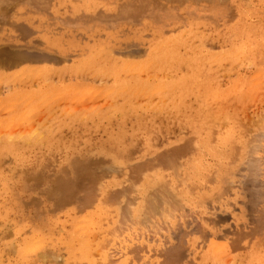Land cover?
<instances>
[{
  "label": "rangeland",
  "instance_id": "374dc122",
  "mask_svg": "<svg viewBox=\"0 0 264 264\" xmlns=\"http://www.w3.org/2000/svg\"><path fill=\"white\" fill-rule=\"evenodd\" d=\"M0 123V264H264V0H0Z\"/></svg>",
  "mask_w": 264,
  "mask_h": 264
},
{
  "label": "bare ground",
  "instance_id": "6f19581e",
  "mask_svg": "<svg viewBox=\"0 0 264 264\" xmlns=\"http://www.w3.org/2000/svg\"><path fill=\"white\" fill-rule=\"evenodd\" d=\"M47 7H48V6H47ZM107 15H108V14H107ZM250 20H251V19H250ZM192 21H193V20H192ZM234 34H235V33H234ZM237 38H238V37H237ZM49 45H50V44H49ZM158 47H159V46H158ZM241 50H242V49H241ZM159 51H160V50H159ZM152 54H153V53H152ZM220 55H221V54H220ZM237 55H238V54H237ZM203 56H204V55H203ZM225 57H226V56H225ZM64 63H65V62H64ZM53 68H54V67H53ZM59 68H60V67H59ZM35 69H36V67H35ZM43 69H44V68H43ZM45 69H47V68L45 67ZM28 70H29V69H28ZM32 70H34V69H32ZM57 70H58V69H57ZM63 71H64V70H63ZM258 71H259V70H258ZM28 72H29V71H28ZM32 72H34V71H32ZM40 72H41V71H40ZM42 73H43V72H42ZM44 73H45V72H44ZM46 73H47V72H46ZM48 73H49V72H48ZM1 74H2V73H1ZM69 74H70V73H69ZM46 75H47V74H46ZM5 77H6V76H5ZM45 77H46V76H45ZM45 77H44V78H45ZM150 77H151V76H150ZM146 79H147V77H146ZM154 79H155V78H154ZM196 80H197V79H196ZM13 81H14V80H13ZM248 81H249V80H248ZM259 81H260V80H259ZM41 82H42V81H41ZM110 82H111V81H109V83H110ZM20 83H21V82H20ZM111 83H112V82H111ZM170 83H171V82H170ZM249 83H250V82H249ZM249 83H248V84H249ZM17 84H18V83H17ZM47 84H48V83H47ZM256 84H257V83H256ZM158 85H159V83H158ZM201 85H202V84H201ZM60 86H61V85H60ZM156 86H157V85H156ZM238 86H239V85H238ZM38 88H39V87H38ZM130 88H131V87H129V89H130ZM125 90H126V89H125ZM245 90H246V88H245ZM129 91H130V90H129ZM239 91H240V90H239ZM75 92H76V91H75ZM127 92H128V90H127ZM250 92H251V91H250ZM105 94H106V93H105ZM94 95H95V94H94ZM119 95H120V94H119ZM120 96H121V95H120ZM120 98H121V97H120ZM245 98H246V97H245ZM18 99H19V97H18ZM256 99H257V98H256ZM21 100H22V99H21ZM89 100H90V99H89ZM22 101H23V100H22ZM119 102H120V101H119ZM121 102H122V101H121ZM244 102H245V101H244ZM18 103H20V102H18ZM131 103H132V102H131ZM113 105H114V104H113ZM119 105H120V104H119ZM23 106H24V105H23ZM103 106H104V105H103ZM120 106H121V105H120ZM145 106H146V105H145ZM235 106H236V105H235ZM248 106H249V105H248ZM252 106H253V105H252ZM101 107H102V106H101ZM21 108H22V107H21ZM121 108H122V107H121ZM12 109H13V108H12ZM18 110H19V109H18ZM76 110H77V109H76ZM91 110H92V109H91ZM6 111H7V110H6ZM16 111H17V109H16ZM101 111H102V110H101ZM107 111H108V109H107ZM10 112H11V111H10ZM17 112H18V111H17ZM20 112H21V111H20ZM20 112H19V113H20ZM67 112H68V111H67ZM71 112H72V111H71ZM15 113H16V112H15ZM15 113H14V114H15ZM19 113H17V114H19ZM211 113L213 114V112H211ZM214 114H216V112H214ZM220 114H222V113H220ZM20 115H21V114H20ZM80 115H81V114H80ZM15 116H16V115H15ZM208 116H209V114H208ZM208 116H207V117H208ZM212 116H213V115H212ZM221 116H222V115H221ZM245 116H246V115H245ZM10 117L12 118V116H10ZM10 117H8V118H10ZM16 117H18V116H16ZM72 117H73V116H72ZM127 117H128V116H127ZM217 118H218V117H217ZM237 118H238V117H237ZM196 119H197V118H196ZM215 119H216V118H215ZM220 119H221V120H222V119L225 120L223 117L220 118ZM14 120H15V119H14ZM216 120H217V119H216ZM217 121H218V120H217ZM106 122H107V121H106ZM228 122H229V121H228ZM226 123H227V122H226ZM0 124H1V123H0ZM2 125H3V124H2ZM0 127H1V126H0ZM23 128H24V126H23ZM33 128H34V127H33ZM0 130H1V129H0ZM6 130H7V129H6ZM41 130H42V128H41ZM49 130H50V129H49ZM4 134H5V133H4ZM37 134H38V133H37ZM0 135H1V134H0ZM27 135H28V134H27ZM33 135H34V134H33ZM255 135H256V134H255ZM21 136H22V135H21ZM40 136H41V135H40ZM42 136H43V135H42ZM8 137H9V136H8ZM8 137H7V140H8ZM10 137L12 138V136H10ZM17 137H18V136H17ZM230 137H231V136H230ZM11 138H9L8 141H10ZM27 138H28V137H27ZM29 138L31 139V135L29 136ZM44 139H45V138H44ZM16 140H17V139H16ZM16 140H15V141H16ZM0 141H1V140H0ZM12 141H13V140H12ZM12 141H11V143L13 144ZM26 141H27V140H26ZM251 141H252V140H251ZM1 142H2V141H1ZM24 142H25V141H24ZM7 143H8V142H7ZM8 144L10 145V143H8ZM14 144H15V142H14ZM14 144H13V145H14ZM33 144H34V143H33ZM20 145H21V144H20ZM23 145H24V144H23ZM253 146H254V145H253ZM37 147H38V146H37ZM255 147H256V146H255ZM259 147H260V146H259ZM8 148H9V147H8ZM11 148H12V147H11ZM16 148H17V147H16ZM6 149H7V148H6ZM6 149H5V150H6ZM9 149H10V148H9ZM9 149H8V150H9ZM14 149H15V148H14ZM14 149H13V150H14ZM27 149H28V148H27ZM27 149H26V150H27ZM251 149H252V148H251ZM8 150H7V152H8ZM254 150H256V148H255ZM10 151H11V150H10ZM260 151H261V150H260ZM4 152H5V151H4ZM251 152H252V151H251ZM5 153H6V152H5ZM9 153H10V152H9ZM5 155H6V154H5ZM8 155H9V154H8ZM252 157H253V156H252ZM248 158H249V157H248ZM256 160H257V159H256ZM256 160H255V161H256ZM12 161H13V160H12ZM13 162H14V161H13ZM256 162H257V161H256ZM260 163H261V162H260ZM260 163H259V164H260ZM242 165H243V164H242ZM18 166H19V165H18ZM18 166H17V167H18ZM259 166H260V165H259ZM14 168H15V167H14ZM258 168H259V167H258ZM263 168H264V167H263ZM32 169H33V168H32ZM36 169H37V168H36ZM229 170H230V169H229ZM260 170H261V169H260ZM236 171H237V170H236ZM11 172H12V171H11ZM258 172H259V171H258ZM258 172H257V173H258ZM143 173H144V172H143ZM124 174H125V173H124ZM156 174H157V173H156ZM259 174H260V173H259ZM12 177H13V176H12ZM143 177H144V176H143ZM15 179H16V178H15ZM17 179H18V178H17ZM141 179H142V178H141ZM4 180H5V179H4ZM108 180H109V179H108ZM151 180H153V179H151ZM213 180H214V179H213ZM0 181H1V180H0ZM136 181H137V180H136ZM130 182H131V181H130ZM151 182H152V181H151ZM127 183H128V182H127ZM152 183H153V182H152ZM56 184H57V183H56ZM147 184H148V183H147ZM159 185H160V184H159ZM19 186H20V185H19ZM167 186H169V185H167ZM101 187H102V186H101ZM8 188H9V187H8ZM107 188H108V187H107ZM159 188H160V187H159ZM0 189H1V187H0ZM98 189H99V188H98ZM98 189H97V191H98ZM134 189H135V187H134ZM137 189H138V188H137ZM167 190H168V189H167ZM22 191H23V190H22ZM97 191H96V193H97ZM103 191H104V190H103ZM168 191H169V190H168ZM174 191H175V190H174ZM99 192H100V191H99ZM160 192H161V191H160ZM136 193H137V192H136ZM181 193H182V192H181ZM3 194H4V193H3ZM99 194H100V193H99ZM158 194H159V193H158ZM174 194H175V193H174ZM132 195H134V194H132ZM69 196H70V195H69ZM69 196H68V197H69ZM136 196H137V195H136ZM179 196H180V195H179ZM163 197H164V196H163ZM175 197H176V196H175ZM175 197H174V198H175ZM101 198H103V197H101ZM123 198H124V197H123ZM195 198H196V197H195ZM99 199H100V198H99ZM163 199H164V198H163ZM178 199H179V197H178ZM123 200H124V199H123ZM1 201H3V200H1ZM39 202H40V201H39ZM121 202H122V201H121ZM122 203H123V202H122ZM122 203H121V204H122ZM134 203L136 204L135 201H134ZM100 204H101V203H100ZM106 204H107V203H106ZM144 204H145V203H144ZM127 205H129V204H127ZM180 205H181V204H180ZM92 206H93V205H92ZM108 206H109V205H108ZM112 206H113V205H112ZM129 206L131 207V205H129ZM100 207H101V205H100ZM39 208H40V207H39ZM101 208H102V207H101ZM109 208H110V207H109ZM201 208H202V207H201ZM7 209H8V208H7ZM102 209H103V208H102ZM118 209H119V208H118ZM137 209H138V207H137ZM137 209H136V210H137ZM167 209H168V208H167ZM169 209H170V208H169ZM172 209H174V208H172ZM94 210H95V209H94ZM130 210H131V209H130ZM149 210H150V209H149ZM180 210H181V209H180ZM97 211H98V210H97ZM105 211H106V210H105ZM119 211H120V210H119ZM145 211H146V210H145ZM85 212H86V211H85ZM93 212H94V211H93ZM111 212H112V211H111ZM113 212H114V211H113ZM131 212H132V211H131ZM137 212H138V211H137ZM164 212H165V211H164ZM169 212H170V210H168V213H169ZM176 212H177V211H176ZM95 213H96V212H95ZM105 213H106V212H105ZM146 213H147V212H146ZM168 213H167V214H168ZM171 213H172V212H171ZM171 213H170V214H171ZM173 213H174V212H173ZM173 213H172V215H174ZM84 214H90V213H87V212H86V213H84ZM93 214H94V213H93ZM101 214H102V213H101ZM101 214H100V215H101ZM103 214H104V213H103ZM147 214H148V213H147ZM167 214H166V215H167ZM118 215H119V214H118ZM132 215H133V214H132ZM142 215H143V214H142ZM145 215H146V214H145ZM151 215H152V214H151ZM92 216H93V215H91V217H92ZM133 216H134V215H133ZM137 216H138V215H137ZM155 216H156V215H155ZM162 216H163V215H162ZM162 216H161V217H162ZM94 217L97 218V216H94ZM139 217H140V216H139ZM144 217H145V216H144ZM144 217H143V218H144ZM167 217L169 218L168 215H167ZM171 217H172V216H171ZM171 217H170V218H171ZM174 217H175V216H174ZM96 218H95V219H96ZM111 218H112V217H111ZM130 218H131V217H130ZM133 218H134V217H133ZM136 218H137V217H136ZM136 218H135V219H136ZM140 218H141V217H140ZM82 219H84V218H82ZM85 219H86V218H85ZM88 219H89V218H88ZM91 219H92V218H91ZM95 219H94V220H95ZM135 219H134V221H135ZM137 219H138V218H137ZM158 219H159V218H158ZM86 220H87V219H86ZM99 220H100V219H99ZM99 220H98V221H99ZM122 220H124V219H122ZM129 220H130V219H129ZM138 220H139V219H138ZM149 220H150V219H149ZM154 220H156V218H155ZM87 221H88V220H87ZM89 221H90V220H89ZM89 221H88V222H89ZM109 221H110V220H109ZM117 221H118V220H117ZM141 221H142V220H141ZM144 221H145V220H144ZM150 221H151V220H150ZM7 222H8V221H7ZM96 222H97V221H96ZM102 222H103V220H102ZM106 222H107V220H106ZM123 222H124V221H123ZM126 222H128V221L126 220ZM132 222H133V221H131V223H132ZM138 222H139V221L136 220L135 223L137 224ZM0 223H1V222H0ZM47 223H48V222H47ZM121 223H122V222H121ZM128 223H129V222H128ZM133 223H134V222H133ZM2 224H3V222L1 223V225H2ZM10 224H11V226H12V223H10ZM10 224H8V225L10 226ZM91 224H92V223H91ZM108 224H109V223H108ZM116 224H117V222H116ZM125 224H126V223H125ZM141 224H142V223H141ZM101 225H102V224H101ZM109 225H110V224H109ZM109 225H108V226H109ZM119 225H120V224H119ZM128 225H129V224H128ZM130 225H132V224H130ZM143 225H144V224H143ZM152 225L154 226L155 224H152ZM11 226H10V227H11ZM77 226H78V225H77ZM89 226L92 227L90 224H89ZM89 226H88V227H89ZM137 226H139V224H137ZM145 226H146V225H145ZM4 227H5V226H4ZM10 227H9V228H10ZM117 227H118V226H117ZM129 227H130V226H129ZM129 227H128V228H129ZM131 227H132V226H131ZM146 227H147V226H146ZM148 227H149V226H148ZM128 228H127V229H128ZM85 229H86V228H85ZM90 229H91V228H90ZM101 229H102V227H101ZM118 229H119V228H118ZM137 229H138V228H137ZM153 229H154V227H153ZM158 229H159V228H158ZM121 230H122V229H121ZM140 230H141V229L139 228V231H140ZM84 231H86V230H84ZM104 231H105V230H104ZM110 231H111V230H110ZM110 231H109V233H110ZM119 231H120V230H119ZM139 231H138V232H139ZM155 231H156V228H155ZM60 232H61V231H60ZM106 232H108V231H106ZM113 232H114V231H113ZM116 232H117V231H116ZM123 232H124V231H123ZM123 232H122V233H123ZM122 233H121V234H122ZM142 233H143V232H142ZM155 233H156V232H155ZM114 234H115V232H114ZM114 234H113V236H114ZM130 234H131V232H130ZM149 234H150V233H149ZM105 235H106V234H105ZM116 235H117V234H116ZM134 235H135V233H134ZM12 236H13V235H12ZM60 237H61V236H60ZM111 237H112V236H111ZM116 237H117V236H116ZM34 238H35V237H34ZM112 239H113V238H112ZM137 239H138V237H137ZM12 240H13V239H12ZM27 240H28V239H27ZM44 240H45V239H44ZM133 240H135V239H133ZM5 241L8 242V240H5ZM30 241H31V239H30ZM37 241H38V240H37ZM124 241H125V240H124ZM128 241H129V239H128ZM22 242H23V241H22ZM34 242H35V241H34ZM87 242H88V241H87ZM107 242H108V240H107ZM116 242H117V241H116ZM133 242H134V241H133ZM8 243L11 244V241L8 242ZM32 243H33V242H32ZM85 243H86V241H85ZM88 243H89V242H88ZM120 243H122V242L120 241ZM127 243H128V242H127ZM127 243H125V244H123V245H126ZM135 243H136V242H135ZM135 243H134V244H135ZM137 243H138V242H137ZM129 244H130V243H129ZM208 244H209V243H208ZM221 244H222V243H221ZM11 245H12V244H11ZM15 245H16V244H15ZM30 245H31V244H30ZM135 245H136V244H135ZM31 246H32V245H31ZM212 246H213V245H212ZM15 247H16V246H15ZM24 247H25V246H24ZM29 247H30V246H29ZM85 247H88V246H85ZM103 247H104V246H103ZM121 247H122V246H121ZM131 247H132V246H131ZM21 248H22V247H21ZM26 248H27V246L25 247V249H26ZM32 248H33V247H32ZM109 248H110V247H109ZM114 248H115V247H114ZM122 248H123V247H122ZM125 248H126V247H125ZM127 248H128V247H127ZM214 248H215V247H214ZM216 248H217V247H216ZM23 249H24V248H23ZM34 249H35V248H34ZM99 249H100V248H99ZM112 249H113V248H112ZM118 249H119V247H118ZM123 249H124V248H123ZM218 249H220V248H218ZM29 250H31V249H29ZM36 250H37V249H36ZM47 250H48V249H47ZM82 250H83V249H82ZM96 250H98V249H96ZM103 250H104V249H101V251H103ZM116 250H117V249H116ZM149 250H150V249H149ZM24 251H26V250H24ZM24 251H23V252H24ZM31 251H33V250H31ZM34 251H35V250H34ZM34 251H33V252H34ZM37 251H38V250H37ZM79 251H80V250H79ZM104 251L106 252V250H104ZM117 251H118V250H117ZM124 251H125V250H124ZM206 251H207V250H206ZM215 251L218 252L217 249H215ZM215 251H214V253H215ZM21 252H22V251H21ZM23 252H22V254H23ZM33 252H32V253H33ZM86 252H87V251H86ZM86 252L84 253V250H83V254H86ZM107 252H108V251H107ZM111 252H112V250H111ZM115 252H116V251H115ZM120 252H121V251H120ZM17 253H18V252H17ZM24 253H25V252H24ZM27 253H28V251H27ZM30 253H31V252H30ZM43 253H44V252H43ZM89 253H90V252H89ZM108 253H109V252H108ZM121 253H122V252H121ZM22 254H21V256H22ZM87 254H88V252H87ZM111 254H113V253H110V255H111ZM116 254H117V253H116ZM118 254H119V253H118ZM130 254H131V253H130ZM24 255H25V254H24ZM44 255H46V254H44ZM44 255H43V256H44ZM106 255H107V254H106ZM110 255H109V256H110ZM125 255H126V254H125ZM127 255H129V254H127ZM131 255H132V254H131ZM214 255H215V254H214ZM46 256H48V255H46ZM50 256H51V254H50ZM84 256H86V255H84ZM109 256H107V258H109ZM118 256H119V255H118ZM14 257H15V256H14ZM51 257H52V256H51ZM54 257H55V256H54ZM54 257H53V258H54ZM86 257H87V256H86ZM114 257H115V256H114ZM121 257H122V256H121ZM221 257H222V256H221ZM42 258L45 259V257H42ZM62 258H63V257H62ZM129 258H130V257H129ZM87 259H88V258H87ZM99 259H100V257H99ZM148 259H149V258H148ZM148 259H147V260H148ZM49 260H50V259L48 258V261H49ZM117 260H118V259H117ZM129 260H130V259H129ZM134 260H135V259H134ZM42 261H43V260H42ZM80 261H81V260H80ZM84 261H85V260H84ZM139 261H142V260H139ZM78 262H79V261H78ZM145 262H146V261H145ZM204 262H205V261H204ZM101 263H102V262H101ZM128 263H129V262H128ZM131 263H132V261H131ZM143 263H144V262H143ZM152 263H153V262H152ZM76 264H78V263H76ZM114 264H115V262H114Z\"/></svg>",
  "mask_w": 264,
  "mask_h": 264
}]
</instances>
